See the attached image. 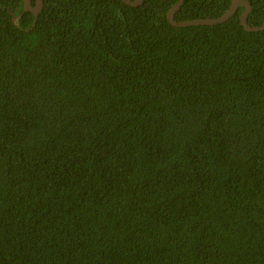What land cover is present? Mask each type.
<instances>
[{"label": "trees", "instance_id": "trees-1", "mask_svg": "<svg viewBox=\"0 0 264 264\" xmlns=\"http://www.w3.org/2000/svg\"><path fill=\"white\" fill-rule=\"evenodd\" d=\"M178 2L0 0V264H264V29Z\"/></svg>", "mask_w": 264, "mask_h": 264}, {"label": "water", "instance_id": "water-1", "mask_svg": "<svg viewBox=\"0 0 264 264\" xmlns=\"http://www.w3.org/2000/svg\"><path fill=\"white\" fill-rule=\"evenodd\" d=\"M125 4L131 7H137L144 4L145 0H122ZM185 0H179V2L169 11L168 19L176 27H189V26H201V25H218L227 22L232 17H234L237 11L244 7L246 10L241 16L242 25L247 31L250 32H259L264 29V24L262 26L252 27L248 24L249 15L252 11V6L250 2L245 0H233L230 9L220 18L216 19H196V20H186L183 22L176 21V14L183 6ZM25 12H32L36 17V22L38 21L39 14L44 8V0H37L36 6L32 5L31 0H24ZM14 21L17 22L18 18H14Z\"/></svg>", "mask_w": 264, "mask_h": 264}]
</instances>
